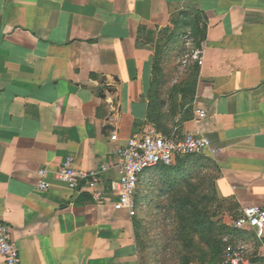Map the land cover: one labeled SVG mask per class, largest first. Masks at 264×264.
<instances>
[{
	"label": "crops",
	"instance_id": "1",
	"mask_svg": "<svg viewBox=\"0 0 264 264\" xmlns=\"http://www.w3.org/2000/svg\"><path fill=\"white\" fill-rule=\"evenodd\" d=\"M176 31L203 57L186 104L156 69ZM148 128L209 138L237 217L264 207V0H0V210L19 264H143L134 217L53 172L118 163L117 145ZM242 231L246 264H264V235Z\"/></svg>",
	"mask_w": 264,
	"mask_h": 264
},
{
	"label": "rangeland",
	"instance_id": "2",
	"mask_svg": "<svg viewBox=\"0 0 264 264\" xmlns=\"http://www.w3.org/2000/svg\"><path fill=\"white\" fill-rule=\"evenodd\" d=\"M191 51L159 59V78L182 104L190 103L197 91ZM194 155L150 172L140 183L136 196L140 208L133 220L143 264H220L217 234L237 217V207L219 194L211 160L204 153ZM200 220L204 228H198Z\"/></svg>",
	"mask_w": 264,
	"mask_h": 264
},
{
	"label": "built area",
	"instance_id": "3",
	"mask_svg": "<svg viewBox=\"0 0 264 264\" xmlns=\"http://www.w3.org/2000/svg\"><path fill=\"white\" fill-rule=\"evenodd\" d=\"M193 58L203 64L202 50L193 52ZM118 135L112 134L110 140L118 141ZM211 148L209 138L192 131L180 133L173 131L164 134L154 128H148L135 133L125 143L118 144L114 154L118 163L109 160L96 169H79L72 158L53 172V179L72 190L88 189L92 198L99 204L109 203L115 210L126 211L131 217L137 215L136 196L142 175L159 165L169 166L178 162L179 158L204 153ZM47 170H40L41 180L38 190L46 191L53 186L47 180ZM110 188L104 187V182L110 174ZM232 226L238 230H255L258 237L264 235V207L251 205L245 207L242 213L234 219ZM223 255L220 264H246L247 245L231 242L230 236L223 238ZM0 254L7 264L20 263V251L11 238V228L5 221L0 210Z\"/></svg>",
	"mask_w": 264,
	"mask_h": 264
},
{
	"label": "trees",
	"instance_id": "4",
	"mask_svg": "<svg viewBox=\"0 0 264 264\" xmlns=\"http://www.w3.org/2000/svg\"><path fill=\"white\" fill-rule=\"evenodd\" d=\"M195 35L198 37L201 34H195ZM185 49H187L186 46H185V34L182 33L181 31H176V32L172 33L169 36L165 47L159 49V51H160L159 53H162L163 56H165L166 54L168 55L169 53H172V52H177V53L179 52L180 53V52H182ZM196 67H197V65H196ZM156 69L158 71L159 62H157ZM191 156H195V155L191 154V155L179 158L178 162L180 160L184 159V158H188V157H191ZM163 167H165V165H159V166H157L156 168H154L152 170L155 171L156 169L163 168ZM141 181H143L142 178H141ZM165 191L166 190H164V189L161 190V196H163V193H165ZM137 195H138V193H137ZM158 195H160V194H158ZM136 200H137V197H136ZM137 205H138V210H139L140 204L138 202H137ZM134 217H136V216H134ZM197 226H198V228H204L205 227L204 221L200 220L198 222ZM242 234H243L242 230L235 229L232 225H226V224L222 225L221 229L218 231V234H217L218 235V240H217L218 247L221 248V251H222L221 252V256H220V262L222 261V255H223V247H224L223 238L225 236H230L231 242L234 243V244H237L239 242H243L241 240V237L243 236ZM187 264H188V262H187Z\"/></svg>",
	"mask_w": 264,
	"mask_h": 264
}]
</instances>
